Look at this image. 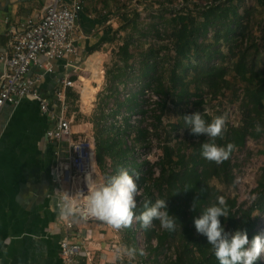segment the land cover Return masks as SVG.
Listing matches in <instances>:
<instances>
[{"label": "trees", "instance_id": "obj_1", "mask_svg": "<svg viewBox=\"0 0 264 264\" xmlns=\"http://www.w3.org/2000/svg\"><path fill=\"white\" fill-rule=\"evenodd\" d=\"M255 2L254 5L246 6L245 0H206L204 4L196 3L193 10L184 7L185 5L179 9H171L169 22L173 25V43L169 50L173 49L175 56L167 81L163 77L164 73L159 74L158 71V62L154 58L158 52L155 53L152 49L144 59L142 76L148 80L140 92L144 94L148 88L160 97L154 106L156 111L160 109L164 112L169 109L170 103L176 106L185 103V116L200 112L202 118L211 123L214 117L204 108L206 88L211 94L223 93L232 86L228 78L231 73L243 83L240 93L236 88L233 89L236 99L240 101L239 108L242 113L238 124H226L223 135L213 141L203 135H191L185 122L179 123V126L185 129V138L178 141L174 150L165 145L163 154L156 163L160 167L159 175L153 177L154 173H150V185L146 187V192L153 196V186L158 191L157 196L152 197L150 202L154 203L157 199L167 200L169 215L176 218V229L162 230L157 234L155 229L147 228L146 235L150 241L156 233L158 244L154 249L158 254L163 252L164 248H171L169 245L176 244L177 255L174 264H219L206 236L197 234L194 226V219L215 204L219 196L226 199L229 211L228 217L220 218L225 231L246 230L250 241L254 236L260 235L259 224L264 214V167L255 189L256 197L249 206L240 204L235 197L226 196L212 184L214 179L232 183L235 179V163L232 159L236 150L245 148L249 138L259 140L264 137V66L259 68V63L264 64V0ZM255 12L261 14L259 19L254 18ZM128 14H122L120 28L135 25L140 13L135 9L134 18H130ZM109 29L112 27L107 28L101 43L116 40L115 35L109 36ZM256 29H260V33H257ZM118 30L115 29L114 32H119ZM225 44L228 46L227 51L223 48ZM129 47L128 41L120 46V61L123 65L116 74L118 83L126 82L125 77L132 68L129 62L133 53ZM98 48L95 46L92 50ZM227 55H232L230 65L223 63L227 61ZM217 58L220 61H214ZM116 89L117 86L114 92ZM73 97L74 100L79 99L77 94ZM123 103L119 101L116 108H120ZM128 106L131 112L136 110L142 115L147 113V110L140 107L137 91L128 98ZM70 109L79 111L75 103ZM117 111H113L112 115ZM156 120L161 123L162 115H156ZM124 123V127L118 125L121 130L117 131V134L134 131L136 143H147L148 130L140 128V125L132 126L128 117H125ZM257 125L261 128L259 132L256 131ZM122 141L111 133L105 138L102 137V132L98 133L97 160L103 170L106 169L107 157L113 159L116 170L126 161L129 150H123ZM206 142H214L222 147L232 143L235 150L228 160L217 165L205 160L201 155V145ZM139 179L145 181L144 176H139ZM143 205L135 211L137 215L144 211ZM127 232H131L133 236L135 234L134 231ZM256 264L264 263L259 259Z\"/></svg>", "mask_w": 264, "mask_h": 264}, {"label": "rangeland", "instance_id": "obj_2", "mask_svg": "<svg viewBox=\"0 0 264 264\" xmlns=\"http://www.w3.org/2000/svg\"><path fill=\"white\" fill-rule=\"evenodd\" d=\"M205 2L206 0H84V12L98 18L105 16L107 28L112 27V29H109L108 34L110 37L115 35L116 40L107 44V52L109 55H97L88 65L90 67L88 68V73L93 75V79L96 81L92 86L98 87V89L94 94L89 93L91 95H89L87 103L81 101V95L78 99L80 102H73L75 105H80L82 103V105L87 104L88 107L87 109L84 108V114L83 112L80 113L77 121L91 122V136L88 137L85 134L84 137L93 139L95 147L97 144L96 137L100 132H102L103 138H105L108 133H111V135L117 138L116 132L121 130V127L117 124L121 119L127 116L128 112H131L128 106V98L131 97L132 93L137 91L140 107L147 110V113L144 114L143 121L140 123V128L146 129L149 132L148 140L146 139L147 144H144V146H142L140 142L135 144V135L129 134L127 131H124L126 133L123 132L124 139H120L123 140V150L127 149L130 150V152L135 151L139 153L138 158L141 161L144 159L149 160V163L144 164L142 169H146V167L148 170L150 169L154 173L153 177L159 175L160 167L156 162L163 154L164 146L169 145L174 150L178 146V141L185 138V129L179 126V123L184 121L183 117L185 116L186 105L183 103L176 106L170 103L169 109L164 110V112L160 109L158 111L155 110L156 107L152 105L153 101H151L148 93L145 92L143 94L140 92L143 89L142 86L148 80L142 76L144 59L146 54L150 53L152 49L155 53L158 52L154 55L155 60L158 62V71L159 74L164 73L163 77L165 81H167L169 69L173 65L175 56L173 49L169 50V48H172L173 43V37L171 36L173 25L169 22L171 17L170 10L179 9L183 5L193 10L195 9L194 5L196 3L204 4ZM255 3V0H245L246 6L254 5ZM135 9L140 13L136 24L124 29L120 28L122 26V14L128 12L129 17L134 18ZM260 17L261 14L255 12L254 18L259 19ZM123 24L125 25V22ZM115 29H119V32H114ZM256 32L260 33V29H256ZM125 41L129 42V48L133 56L129 62L132 68L127 73L128 75L125 77L126 82L123 84L122 82L118 83L119 79L116 77V74L123 65L120 61L119 50L120 46ZM223 48L224 51L228 50L226 44ZM231 56L232 55H227V61L223 62L225 65H230ZM214 61L220 60L217 58ZM263 66V62L259 63V68H263ZM228 78L232 86L221 94H211L206 88L207 91L204 92V98L206 100L204 108L206 112L210 113L214 118L227 115V125H235L239 123L242 113L239 108L240 101L236 99L233 89L236 88L238 93H240L243 83L235 78L232 73L229 74ZM116 86L117 91L114 92ZM79 89L83 92V90L86 89V85H80ZM191 89H193V87ZM119 101L124 103L117 109L116 107ZM140 107L138 109H140ZM113 111H117L115 115H112L114 113ZM156 115H162L161 123H158L156 120ZM135 119L137 120L139 118L137 117ZM154 125H156L157 128ZM130 147L134 148L130 149ZM263 150L264 137L259 140L249 138L246 147L241 150H236L233 156L232 162L235 163L234 181L228 183L214 179L212 184L226 194V196L237 198L240 204L245 203L247 206L251 205L256 197L255 189L258 185V178L263 172ZM188 151H190V149H188ZM145 154L148 156L145 157ZM105 165L106 169L104 172L97 166L98 168L92 178V184L95 185L107 182L108 176L115 172V165L112 158L107 157ZM100 171L103 172V176L100 174ZM151 192L153 196L146 192L147 196L145 193L137 197V207L135 211L138 207L143 205L145 201H150L152 197L157 196L158 191L155 186L152 187ZM261 218L259 230L260 235L264 236V214ZM88 226L92 227L93 225ZM95 227L96 226L93 228ZM150 228L152 229L153 227H149V229ZM156 228H158V231H156L157 234H160L162 227L156 225ZM156 228L153 229L156 230ZM155 235L153 234V238L149 241L146 230L141 227L135 231L134 236L131 232H124L122 235L118 236L121 240V244L118 245L117 249L118 254L116 251H110L107 252V254L114 255L115 264H174L177 255L176 244L169 245L171 248H164V251L158 254L154 249L158 244ZM111 237H113V235L109 234V239ZM130 247H135L137 249L134 259L129 258L125 254L126 248ZM141 250L144 253L143 255H140ZM260 260L264 263V254L261 255Z\"/></svg>", "mask_w": 264, "mask_h": 264}, {"label": "crops", "instance_id": "obj_3", "mask_svg": "<svg viewBox=\"0 0 264 264\" xmlns=\"http://www.w3.org/2000/svg\"><path fill=\"white\" fill-rule=\"evenodd\" d=\"M48 3V0H0V54L8 49L12 30L18 29L27 18L41 17ZM104 17L102 20L83 11L78 25L86 37L77 43L79 58L72 59L70 67H65L68 60L56 61L55 74L43 73L38 87L51 102L61 92L71 108L73 101L80 102L74 100V94L81 95L84 101L80 85L88 84L94 93L97 91L98 87L92 86L96 81L88 73V65L97 55H109L107 44L112 42L101 43L107 31ZM95 46L99 48L92 50ZM37 73L33 67L30 74ZM57 74H67L74 85L65 88L57 82ZM82 104L76 105L79 111L70 109L68 113L76 138L91 136V122L77 121L84 108H88ZM52 127L54 122L42 113L34 99L24 98L18 104L6 105L0 113V264H63L59 250L64 232L53 193L58 188L55 169L66 161L67 145L48 138L47 130ZM95 164L96 169L99 166L104 172L97 152ZM78 225L92 229L97 242L101 238L108 241L112 234L109 228L98 230L96 222L79 221ZM95 251L98 263H116L114 255L106 253L102 258L103 253Z\"/></svg>", "mask_w": 264, "mask_h": 264}, {"label": "built area", "instance_id": "obj_4", "mask_svg": "<svg viewBox=\"0 0 264 264\" xmlns=\"http://www.w3.org/2000/svg\"><path fill=\"white\" fill-rule=\"evenodd\" d=\"M48 1L46 10L41 17L38 19L27 18L18 29L12 30L9 47L0 54L2 65L0 73V113L6 105L18 104L22 99L30 98L36 100L42 113L54 122V127L47 130L48 138L66 142L67 145L66 161L60 162L55 169V180L58 183V188L54 191L53 196L56 207L60 212L64 192H67L77 205L82 206L83 197L79 193L87 194L88 178L90 183H93L92 178L96 172V166L94 165L96 147L91 138L75 137L76 133L73 130L72 119L68 117L70 106L65 96L60 92L58 99L51 102L49 98L41 93L38 87V82L43 73H56V61L68 60L69 63L65 64V67H70L69 65H72L70 61L79 58L80 48L77 43L86 37V33L78 25L80 14L84 9V0ZM33 67L39 72L36 75L30 74ZM56 80L65 88L74 85L67 74H57ZM145 92L153 101L152 105H156L160 97L148 88L145 89ZM127 117L132 126H138L143 121L144 115L132 111L127 113ZM137 117L139 119L136 120ZM124 119H121L117 125L124 127ZM128 133L135 135L134 131ZM117 138L124 139L123 133L117 134ZM135 144L138 143L135 141ZM140 144L144 146L147 143ZM133 148L130 147V149ZM138 154L129 150L127 159L121 166V168L127 169L134 179H136L135 174L137 173L139 176L145 177V181H141L139 178L136 179L138 186L136 199L146 193V187L150 185L149 177L151 173V170H148L147 167L142 169L144 164L149 163V160L144 159L141 161ZM146 156L148 155L145 154ZM121 168L115 169V172L111 173L108 179L117 175ZM66 175H68V178ZM101 175L103 176L102 173ZM61 218L64 235L60 241L59 254L63 264H100L95 260V250H100L103 253L102 258L110 251H116L118 254V245L121 244L118 236L128 230L135 232L139 228V221L135 220L130 227L117 230L94 218L87 220L79 216L68 219L61 216ZM79 221L96 222L97 229L100 231L109 228L113 237L108 241L101 238L102 240L97 242L92 229L79 226ZM156 225H160V222L153 221L150 227L156 228ZM162 230L164 229L162 228ZM156 231H158V228H156Z\"/></svg>", "mask_w": 264, "mask_h": 264}, {"label": "clouds", "instance_id": "obj_5", "mask_svg": "<svg viewBox=\"0 0 264 264\" xmlns=\"http://www.w3.org/2000/svg\"><path fill=\"white\" fill-rule=\"evenodd\" d=\"M186 128L194 136H206L210 140L221 137L226 130L227 115L215 117L211 123H207L200 112L183 117ZM256 131H261L259 125ZM202 157L219 165L228 160L235 150V145L227 144L226 147L218 146L214 142H206L201 145ZM139 178L138 173L135 174ZM133 175L125 168H121L117 175L110 177L107 182L92 184L88 178V192L83 197L82 206L77 205L71 196L64 192L60 204V214L65 219L79 216L85 220L94 218L120 230L128 228L133 221H139L142 228H149L154 220L160 222V226L167 231H175L176 218L169 215L167 200L157 199L154 203L145 201L141 214L137 215L136 196L138 186ZM195 210V203L193 205ZM229 211L226 199L217 197V202L208 207L203 213L194 219L197 234L206 236L208 244L219 264H256L264 254V236L256 235L249 240L246 230L235 232L225 231L221 223V217H228ZM137 249L126 248L125 254L129 258H135ZM140 251V255H143Z\"/></svg>", "mask_w": 264, "mask_h": 264}, {"label": "bare ground", "instance_id": "obj_6", "mask_svg": "<svg viewBox=\"0 0 264 264\" xmlns=\"http://www.w3.org/2000/svg\"><path fill=\"white\" fill-rule=\"evenodd\" d=\"M86 83H89V82H86ZM89 93L94 94V91L92 90V88H90V87L88 86V84H86V89L83 90V97H84V102H85V103L88 102L87 99H89L88 97H89V95H91V94H89ZM91 98H92V97H91ZM91 101H92V100H91ZM85 105H87V104H85ZM89 181H90V180H89Z\"/></svg>", "mask_w": 264, "mask_h": 264}]
</instances>
